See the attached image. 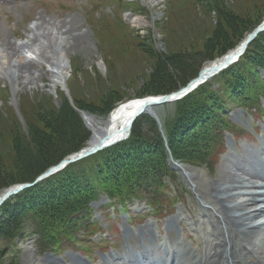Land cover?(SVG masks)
<instances>
[{
  "label": "rangeland",
  "instance_id": "374dc122",
  "mask_svg": "<svg viewBox=\"0 0 264 264\" xmlns=\"http://www.w3.org/2000/svg\"><path fill=\"white\" fill-rule=\"evenodd\" d=\"M221 9L234 17L250 20L251 23L262 20L261 25L264 21V0H12L11 3H0L2 39L8 37L18 43L27 41L31 27L40 17L60 22L63 38L69 36L66 28L70 30V37L71 33L74 35L72 39L63 41V49L70 64L66 90L62 89L64 87H52V68L46 63H43L42 68H31L29 74L21 73L17 80L0 73L1 160L11 162L15 158L16 132L25 133L22 141L26 142L29 137L26 132L28 125L34 123L39 126L35 123L39 117L45 113L53 115L60 112L65 103L78 114L93 135L83 116L84 112L106 120V106L113 105V111L119 103L138 98L139 94L146 91L159 58L172 55L184 59L199 58L196 67L202 65L198 74L221 59L203 61V56H199L215 30L220 27L218 16L219 12L222 13ZM35 41L37 43L38 39ZM251 45L248 57L263 55L261 63L264 59V33ZM53 47L57 45L53 44ZM257 64L249 61L248 66L252 72L246 71L243 74L246 76L245 81H242L244 85H236V90L243 88L242 92L250 103L246 106L247 103L241 100L242 96L237 95L235 89L223 99L227 120L233 125V129L227 132H232L235 139L227 132L224 133L225 146L218 160L213 161L216 149L208 152L202 146V151L196 150L195 153L205 156L211 166L175 162L181 167L178 169L171 162V153L167 150L172 171L170 197L174 195L172 202L176 203L172 212L163 209L162 217L153 218L146 213L147 196L135 199L133 204L128 203L126 208H122L121 202L110 201L107 195L101 193L100 199L91 203L93 215L88 219V223L95 224L90 230H97V236L85 233L86 220L76 229L72 226L69 233L71 240H67L69 237L57 236L56 244L46 246L44 242L38 245V229L27 225L22 227L19 237L11 240L0 238V264H72V260L78 259L85 264H106V260L112 262L127 250L139 251L140 247L149 246L148 242L154 238L161 245L171 239L181 238L187 250L201 252L206 241L214 240L212 232L207 230L208 233L205 229L211 228L215 214L213 207L202 198L201 192L206 195L210 191L214 192L213 185L217 178L228 171H234L237 165L242 168L240 173L245 174L244 170L250 167L246 164L247 160L264 166L261 154L264 147V116L261 119L264 115V66ZM26 78L36 79L28 85ZM250 89L262 92L259 103L253 104L254 98L247 95ZM177 103L158 109L165 145L166 126L172 125L176 111L183 109ZM40 112L45 113L40 116ZM246 112L253 116H248ZM20 146L25 147L24 144ZM27 149L35 153L29 145ZM195 182L199 183V189H196ZM6 191L0 194V198ZM179 215L182 221H177V226L180 225L169 229L167 223ZM148 226H151L154 238L153 234L143 235L142 230ZM127 230L131 233L126 235L131 242L125 240L124 233ZM142 239L146 242L142 243ZM259 243V247L264 250V238ZM126 245L129 247L124 250ZM182 250L181 246H172V252ZM161 252H164V248L150 251V254Z\"/></svg>",
  "mask_w": 264,
  "mask_h": 264
},
{
  "label": "trees",
  "instance_id": "16d2710c",
  "mask_svg": "<svg viewBox=\"0 0 264 264\" xmlns=\"http://www.w3.org/2000/svg\"><path fill=\"white\" fill-rule=\"evenodd\" d=\"M218 19L220 27L199 55L203 56V61H214L234 50L262 22L251 23L226 11L219 12ZM252 46L236 65L177 103L183 109L177 110L172 125L166 126L167 146L175 161L211 166L205 156H198L195 151H202V146L208 152L216 149L214 162L223 153L224 133L233 129L226 117V106L222 104L224 97L235 89L247 106L250 101L242 92L243 88L236 90V85H244L242 81L246 76L243 74L252 72L249 61L264 66V59L260 63L263 55L248 57ZM198 60L174 55L157 59L147 89L138 98L168 95L186 86L199 72L202 63L196 67ZM251 90L247 95L254 98L253 104L259 103L262 92ZM113 108V105L106 106L104 115L108 116ZM35 123L39 126L34 123L28 125L26 142L22 141L25 133L16 132L13 161L0 158V194L15 185L32 183L49 168L81 151L91 138L89 130L67 103L60 112L53 115L45 113ZM22 144L25 147L20 146ZM28 145L34 149V154L28 151ZM168 157L157 124L143 116L133 125L130 138L125 142L71 164L8 200L0 208V238L11 240L19 237L22 227L29 225L38 229V245L45 242L49 246L56 244L57 236L68 238L72 226L76 229L86 220L85 233L96 234L97 230H90L95 224L88 223V219L93 215L90 205L100 199L101 193L122 205L147 196L149 204L159 207L166 203V192L171 190L167 182L172 172ZM155 195L158 197H153Z\"/></svg>",
  "mask_w": 264,
  "mask_h": 264
},
{
  "label": "bare ground",
  "instance_id": "6f19581e",
  "mask_svg": "<svg viewBox=\"0 0 264 264\" xmlns=\"http://www.w3.org/2000/svg\"><path fill=\"white\" fill-rule=\"evenodd\" d=\"M262 25L264 26V21ZM60 31V22L40 17L37 23L31 27V34L27 41L13 42L8 37L2 39L0 35V73L17 80V76L21 73L29 74L31 68H42L43 63H46L52 68L50 76L52 87H64L62 89L66 90L67 80L70 78V64L63 49V41L72 39L71 37L74 35L71 33L70 37V30L66 28L65 31L69 36L63 38ZM245 41L219 61L228 63L238 54ZM53 44L57 47L54 48ZM219 61L204 68L203 75L219 70L221 67ZM100 63L102 64V62ZM35 79L26 78V84L34 83ZM152 101L149 97L127 100L118 106L106 120H100L96 116L84 112L83 116L93 135L82 152L84 153L105 141H115L126 137L132 130V119L140 112L141 116L149 115L155 120H161L158 110L161 106L152 105ZM246 164H249L247 166L250 167L244 170L245 174L240 173L242 168L237 165L234 171H228L217 178L213 185L214 192L210 191L209 195L201 192L202 198L213 207L215 212L211 228L205 229L212 232L214 240L206 241L204 249L201 252L197 251L198 254L194 252L195 254L191 257L189 255L192 251L189 250L174 254L171 264H264V250L259 247V241L264 238V167L258 162L249 160ZM235 170L240 174L235 173ZM199 186L197 182L196 189H199ZM178 218L180 217L178 216ZM176 225L174 221H171L168 227L169 229L175 228ZM151 232L149 227L142 230L143 235L151 234ZM125 234L128 236L131 233L127 230ZM150 247L140 250L138 258L147 259L151 264L155 262L162 264L166 257L168 262V252L159 254L158 257L148 256ZM155 247L153 244L152 248ZM130 257L134 258V256ZM248 259H250L249 262ZM124 261H127V257L124 258ZM74 262L75 264H85L79 259L72 260V264ZM131 262L134 261L131 260ZM106 264H119V261L114 259L112 262L106 261ZM132 264H136V262Z\"/></svg>",
  "mask_w": 264,
  "mask_h": 264
},
{
  "label": "water",
  "instance_id": "95a60500",
  "mask_svg": "<svg viewBox=\"0 0 264 264\" xmlns=\"http://www.w3.org/2000/svg\"><path fill=\"white\" fill-rule=\"evenodd\" d=\"M264 32V26L261 24L259 27H257L252 33H250L247 38L245 39V43L242 45L241 50L238 52V54L233 57L228 63H224V61H219L218 63L220 64L221 67H219V70L217 71H212L210 72L208 75H203V73L205 71H200V73L198 74V76L196 78H194L193 80H191L185 87L180 88L178 91L173 92L171 94L168 95H162V96H157V97H149L151 98L153 101L152 105H158V106H165V105H170L173 104L177 101H179L182 97H184L186 94H188L189 92H191L192 90L196 89L198 86L204 84L205 82L209 81L212 79V77H214L216 74L221 73L222 71H224L225 69H227L228 67L232 66L233 64L237 63L238 60L240 59V57H242L245 52L247 51L248 47L258 38V36L260 34H262ZM215 63V62H214ZM217 63V64H218ZM84 115V114H83ZM141 112L138 113L131 121L132 125H134V123L141 117ZM159 127L161 128V123L160 120H156ZM131 134V130L128 132L127 136L115 141H105L103 143H101L100 145L89 149L86 152H82L80 151L79 153H76L64 160H62L59 164H57L56 166L48 169L45 173L41 174L37 179H35L31 184H24V185H19L16 186L10 190H8L1 198H0V206L2 204H4L10 197H13L17 194H19L20 192L31 188L33 186H35L36 184H38L39 182H41L42 180L56 174L57 172L63 170L67 165L75 163L77 161H80L84 158H87L89 156L94 155L95 153L102 151L104 149H107L117 143H120L126 139H128V137Z\"/></svg>",
  "mask_w": 264,
  "mask_h": 264
}]
</instances>
